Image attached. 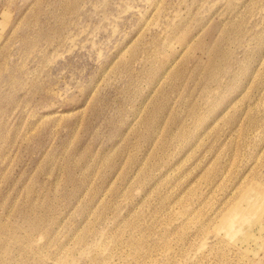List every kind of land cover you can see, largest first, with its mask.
Here are the masks:
<instances>
[{
  "label": "rangeland",
  "instance_id": "rangeland-1",
  "mask_svg": "<svg viewBox=\"0 0 264 264\" xmlns=\"http://www.w3.org/2000/svg\"><path fill=\"white\" fill-rule=\"evenodd\" d=\"M0 264H264V0H0Z\"/></svg>",
  "mask_w": 264,
  "mask_h": 264
}]
</instances>
